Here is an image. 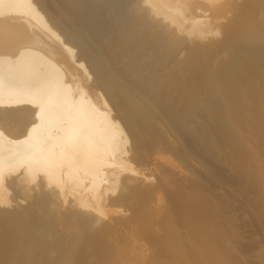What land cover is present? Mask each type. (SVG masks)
I'll use <instances>...</instances> for the list:
<instances>
[{
	"label": "bare ground",
	"instance_id": "obj_1",
	"mask_svg": "<svg viewBox=\"0 0 264 264\" xmlns=\"http://www.w3.org/2000/svg\"><path fill=\"white\" fill-rule=\"evenodd\" d=\"M34 1L0 0V264H264V0Z\"/></svg>",
	"mask_w": 264,
	"mask_h": 264
},
{
	"label": "rangeland",
	"instance_id": "obj_2",
	"mask_svg": "<svg viewBox=\"0 0 264 264\" xmlns=\"http://www.w3.org/2000/svg\"><path fill=\"white\" fill-rule=\"evenodd\" d=\"M50 1H52L51 2V4H54V6H56L55 4H59L60 5V3H61V0H49L48 2H50ZM232 1H234V0H232ZM241 1H243V0H241ZM241 1H239V0H237L236 1V4H235V6L237 5H239V4H241ZM35 2V4H36V6H38V8L42 11V12H44V11H46V8H45V6H43V4H39L38 2L39 1H37V0H35L34 1ZM238 2V3H237ZM56 8H57V6H56ZM235 8H237V7H235ZM43 9H45V10H43ZM235 11H236V9H234V11L233 10H231V12L230 13H227L228 15H227V18H229V17H231L234 13H235ZM263 11V10H262ZM261 12V11H260ZM232 14V15H231ZM262 14V13H261ZM50 17V16H49ZM51 24H52V22H51ZM53 25V24H52ZM220 29V28H219ZM218 33V34H217ZM60 34H62L61 32H60ZM217 34V35H216ZM62 36H64V35H62ZM219 37V38H218ZM64 38H65V40H66V37L64 36ZM207 38V39H206ZM205 39L206 40H204V39H202V40H199V41H202V42H205V41H210V40H212V41H217L218 39H220V33L219 32H214V33H209L208 34V37H206ZM218 38V39H217ZM217 39V40H216ZM191 41H193L194 40V42H196L195 41V39L194 38H191L190 39ZM67 41V43H70L69 45L74 49V51H75V54L77 53V54H79L78 53V45H76L73 41H70V40H66ZM99 41V45L101 46V48H102V50H104V49H106V46L105 45H107V44H104L105 43V41H107V39H105V41L104 40H102V42L103 43H100L101 42V40H98ZM80 52V51H79ZM184 52V53H183ZM76 54V55H77ZM185 51H181V50H179V52L177 53V55L178 56H176L177 57V60L179 59V58H181L182 56H184L185 57ZM80 56H82L81 55V53L79 54V57ZM181 56V57H180ZM83 57V56H82ZM203 57V56H202ZM201 57V59L203 60V58H204V62H205V59H206V62L208 63L211 59L210 58H208V59H210V60H208L207 59V56H205L204 55V57L202 58ZM118 60H119V57L117 56L116 57ZM115 58V61H116V63L117 64H119V62H118V60ZM183 58V57H182ZM181 58V59H182ZM83 59H84V57H83ZM83 59H81L82 61H84V63L85 64H87L88 62V60L87 59H85V60H83ZM80 60V59H79ZM87 60V61H86ZM180 60V59H179ZM201 60V62L202 63H204L203 61ZM206 62L204 63V64H206ZM120 65V64H119ZM79 73L81 74V77L82 78H84L85 79V81L86 82H92V76L94 77V74H93V72H90L89 74H87V73H83V71L82 70H79ZM117 119L119 120V121H122V117L120 116V115H118L117 116ZM128 146V147H127ZM130 147V141H129V144H126V148L128 149ZM130 149V148H129ZM135 166V165H134ZM140 167V166H139ZM30 189L31 188H33L34 187V190L33 191H31V193L32 192H34V193H37V189H36V186H35V184H30ZM32 190V189H31ZM11 194H13L12 192H10V194H9V198L10 197H13V195H11ZM19 200H20V197L18 198ZM64 201V199H62L58 204H61L62 205V203L64 204L63 206L64 207H67V202H63ZM13 202V201H12ZM21 202V203H20ZM20 202L17 204V203H12V204H9L8 206H6L4 209H6V210H10V211H12V210H17V209H19V208H21V207H24L25 206V204H26V200H24V199H21L20 200ZM58 207H60V206H58ZM63 208V207H62ZM65 210V208H63V210H61V211H64ZM51 211V210H50ZM60 211V210H59ZM58 211V212H59ZM39 214V216H41L44 212L43 211H39L38 212ZM56 209H52V211H51V216H52V218H53V221H54V225H56V226H58L57 227V230H59L60 228H61V226H59L60 225V222L57 220L58 218H56L57 217V215H56ZM53 214V215H52ZM58 221V222H57ZM65 227H63V229H64ZM62 228L60 229V230H63Z\"/></svg>",
	"mask_w": 264,
	"mask_h": 264
}]
</instances>
